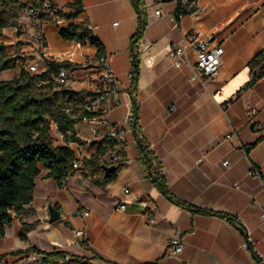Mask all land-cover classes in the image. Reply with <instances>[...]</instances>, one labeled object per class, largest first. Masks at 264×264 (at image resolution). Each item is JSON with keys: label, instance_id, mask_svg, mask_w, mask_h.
<instances>
[{"label": "crops", "instance_id": "0c3cea01", "mask_svg": "<svg viewBox=\"0 0 264 264\" xmlns=\"http://www.w3.org/2000/svg\"><path fill=\"white\" fill-rule=\"evenodd\" d=\"M42 1L19 0L26 8L20 10L15 26L0 36L9 55L20 50L23 58L16 69H9L13 73L8 80L34 63L40 74L47 63L69 62L74 66L66 70L68 88L96 95L101 74L98 49L61 37L60 30L73 21L63 18L57 23L51 16H31L27 7ZM50 1L64 14L74 12L75 0ZM82 1L84 13L75 22H87L103 43L119 85L115 107L99 130L104 134L112 127L125 131V164L104 188L83 171L60 188L43 168L31 205L35 213L16 219L7 228L0 239V256L8 263L20 261L38 249L64 251L91 264H257L245 247L249 240L264 264V77L236 99L253 77L248 64L264 50V0H198L201 14L186 15L178 25L173 21L178 8L175 0H141L148 26L138 45L140 80L134 95L129 74L131 42L139 24L135 0ZM18 25L24 26L25 34L17 39L24 44L17 47L6 39V32L17 30ZM189 32L213 37L225 50L219 74L204 86L192 81L190 68H175L170 57L171 46ZM195 59L192 53L193 63ZM3 72L1 76L8 73ZM133 98L140 109L142 136L155 153L171 193L196 208L233 216L246 229L248 240L236 222L194 214L171 203L152 184L126 122L131 120ZM172 107L176 110L169 113ZM252 108L257 114L251 120ZM74 131L81 143H69V147L79 160L89 159L101 140L83 122ZM62 142L58 145L66 144ZM118 149L105 161L111 162ZM226 161L228 167L223 165ZM253 167L260 171L259 177L251 175ZM121 204L125 211L119 209ZM50 205L61 212V219L53 224L49 223ZM24 224L36 225L26 240L21 239ZM78 229L85 233L81 243L75 237ZM177 235L184 243L183 254L169 258L168 244ZM15 239L17 246L11 244Z\"/></svg>", "mask_w": 264, "mask_h": 264}, {"label": "trees", "instance_id": "16d2710c", "mask_svg": "<svg viewBox=\"0 0 264 264\" xmlns=\"http://www.w3.org/2000/svg\"><path fill=\"white\" fill-rule=\"evenodd\" d=\"M135 6L139 15V24L131 42L133 63L131 93L133 95L138 90L140 80L138 45L148 26L143 2L136 0ZM71 7L74 12L63 13L62 17L73 22L60 30L61 37L65 41L97 48L98 58L106 55L103 43L92 33L88 23L75 22L84 13L83 1L75 0ZM24 8L26 5L20 3L19 0H0V36L4 29L15 26L13 20ZM189 14L192 12L188 10L187 6H184V2L181 0L178 3L177 17ZM18 63H23V58L9 55L4 45L0 43V72L16 69ZM48 64L50 65L49 70L43 73L31 74L23 67L19 76L0 82V239L6 236L7 228L11 227L16 219L35 213L31 205L34 200L36 178L41 174L43 168L49 171L47 177L53 178L60 188L63 180L69 175H75L78 171H83L87 178H93L95 185L104 188L117 178L125 164L124 160L121 161L117 164L116 171L109 177H105L103 166L114 165L105 161V157L111 155L118 147L117 141L112 138L101 140L95 154L89 159L79 160L77 158L75 151L69 147V143H81L74 129L78 123L83 121L84 117L91 115L86 110V104L89 102L87 97L95 94L87 91L76 92L58 83L57 77L60 71L62 69L70 70L74 66L73 64L69 62ZM248 67L253 77L239 92L236 99L264 77V50L248 64ZM139 115L138 103L133 98L130 127L137 142L140 162L152 184L171 203L194 214L209 215L232 223L236 222L248 240L246 229L241 223L235 221L233 216L196 208L178 200L171 193L155 153L142 136ZM53 126L65 135V145L54 144ZM255 145H252L247 152L249 153ZM117 152L122 154L119 149ZM75 161L81 162L80 170L74 169ZM23 227L24 234L21 239L26 240L27 234L36 225L24 224ZM248 244L256 263L263 264L249 240ZM31 251L42 256V264H91L87 259L71 256L64 251L51 253L41 252L38 249ZM21 253L23 252H17L14 255Z\"/></svg>", "mask_w": 264, "mask_h": 264}, {"label": "built area", "instance_id": "2783aa9c", "mask_svg": "<svg viewBox=\"0 0 264 264\" xmlns=\"http://www.w3.org/2000/svg\"><path fill=\"white\" fill-rule=\"evenodd\" d=\"M136 1V0H135ZM179 3L181 0H175ZM198 0H182L184 6H187L188 10L192 14H201V9L197 4ZM28 13L35 17L41 18L42 16H51L53 20L57 23L61 22L63 17V10L59 6L53 4L50 0L42 1L41 3L30 4L27 7ZM158 15H161V12H157ZM183 15L177 17L175 14L173 16V21L176 25L183 18ZM195 55V63L191 60V54ZM225 50L223 46L215 41L213 37H207L199 32H189L183 35L182 39L171 46L170 57L173 61V66L175 68L188 67L192 70V81L200 82L203 86L207 81L214 79L218 74L223 64V56ZM98 65L101 69V74L98 78V88L96 90V96L86 104V110L91 113L90 116L83 118V123H85L89 128H91L94 136L98 140H104L105 138L115 139L118 143V148L122 152L126 150L125 145V131L117 129L116 127L110 128L107 133H102L99 130V126L105 122V116L109 114L115 107L114 97L119 91V85L117 78L112 72L109 59L106 55L98 58ZM31 74H38L39 67L37 63H34L28 67H25ZM50 65L46 64V71L49 70ZM129 77L133 78V73L129 74ZM58 83L63 87L69 86V75L66 69H62L57 77ZM176 110L175 107H172L169 110V113H172ZM257 109L252 108L248 115L251 120L256 116ZM131 120H126L127 123H130ZM257 129H261V125H256ZM57 130V129H56ZM59 137L64 140L65 135L57 130ZM70 134V133H68ZM232 135L227 136L230 139ZM124 160L123 154L116 152L112 156L111 163L117 166L118 163ZM225 167L229 166V162L226 161L223 163ZM81 162L75 161L73 167L75 170L81 169ZM251 175L260 176V171L253 167L251 170ZM72 177L69 175L62 182V187L65 188L67 185L68 179ZM125 193H129L128 190ZM119 209L121 211L126 210L125 204H121ZM84 216H89V212H85ZM262 217L264 218V212ZM75 237L78 243H81L85 239V233L83 229L75 230ZM248 242L245 243V247H248ZM184 251V243L181 236L177 235L172 238L167 247V256L169 258H180ZM40 259L38 254L32 256L33 262H38ZM2 260V261H1ZM0 262L6 264L8 263L4 258L0 257Z\"/></svg>", "mask_w": 264, "mask_h": 264}, {"label": "rangeland", "instance_id": "374dc122", "mask_svg": "<svg viewBox=\"0 0 264 264\" xmlns=\"http://www.w3.org/2000/svg\"><path fill=\"white\" fill-rule=\"evenodd\" d=\"M13 22L15 23V19L13 20ZM24 34H25L24 26H19L18 25L17 30L16 29H11V28L9 30H7L6 39L9 40V41L15 42L16 46L18 47V46H21L24 43L20 42V41H17V39L20 38ZM11 56H13V57L21 56L20 50H19V52H15V54H12ZM6 71L8 72L6 75H4V76L0 75V82L1 81H7L9 79L8 77L13 73V70H6ZM3 73H5V72H3ZM52 136H53V141H54L55 145L63 143L62 142L63 140L59 137L55 126H53ZM16 242L17 241L15 239V241H11V244L14 245V246H17L18 244ZM39 257L42 258V256H40V255H39ZM40 260L41 259H39V261H38L39 264H41ZM30 263L32 264V256L28 257L27 259H22L20 261H12L11 260L9 263H6V264H30ZM0 264H4V263L0 262ZM33 264H37V262H34Z\"/></svg>", "mask_w": 264, "mask_h": 264}, {"label": "water", "instance_id": "95a60500", "mask_svg": "<svg viewBox=\"0 0 264 264\" xmlns=\"http://www.w3.org/2000/svg\"><path fill=\"white\" fill-rule=\"evenodd\" d=\"M117 169L116 165L112 166H103V170L105 171V177H109L113 172ZM49 212V223L53 224L58 222L61 219V212L53 205H50L48 208Z\"/></svg>", "mask_w": 264, "mask_h": 264}]
</instances>
